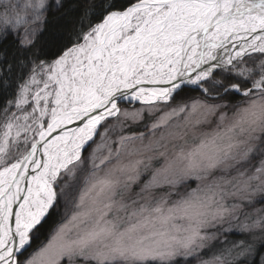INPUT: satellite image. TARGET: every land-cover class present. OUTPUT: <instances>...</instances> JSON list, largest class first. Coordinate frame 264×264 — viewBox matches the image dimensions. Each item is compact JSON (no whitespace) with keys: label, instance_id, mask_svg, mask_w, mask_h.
<instances>
[{"label":"snow or ice","instance_id":"obj_1","mask_svg":"<svg viewBox=\"0 0 264 264\" xmlns=\"http://www.w3.org/2000/svg\"><path fill=\"white\" fill-rule=\"evenodd\" d=\"M3 7L0 264H264V0Z\"/></svg>","mask_w":264,"mask_h":264},{"label":"rangeland","instance_id":"obj_2","mask_svg":"<svg viewBox=\"0 0 264 264\" xmlns=\"http://www.w3.org/2000/svg\"><path fill=\"white\" fill-rule=\"evenodd\" d=\"M25 0H0V12L4 11V5L11 3L12 5L16 6H22ZM206 131H210L211 129H204ZM239 239H246L245 236L236 234V235H230L229 240H239Z\"/></svg>","mask_w":264,"mask_h":264},{"label":"trees","instance_id":"obj_3","mask_svg":"<svg viewBox=\"0 0 264 264\" xmlns=\"http://www.w3.org/2000/svg\"><path fill=\"white\" fill-rule=\"evenodd\" d=\"M57 25H58V21L55 18H52V22L49 25V28L54 30L57 27ZM43 38L44 37H40L41 40H43ZM249 66H252V65H249Z\"/></svg>","mask_w":264,"mask_h":264}]
</instances>
